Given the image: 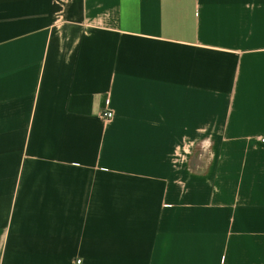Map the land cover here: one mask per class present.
I'll use <instances>...</instances> for the list:
<instances>
[{"label": "crops", "instance_id": "1", "mask_svg": "<svg viewBox=\"0 0 264 264\" xmlns=\"http://www.w3.org/2000/svg\"><path fill=\"white\" fill-rule=\"evenodd\" d=\"M262 140L264 0H0V264H264Z\"/></svg>", "mask_w": 264, "mask_h": 264}, {"label": "built area", "instance_id": "2", "mask_svg": "<svg viewBox=\"0 0 264 264\" xmlns=\"http://www.w3.org/2000/svg\"><path fill=\"white\" fill-rule=\"evenodd\" d=\"M103 117H104L105 119H111V118L113 117V115H112V113L107 112V113H104V114H103ZM261 142L264 143V140H262ZM77 263H78V264H81V261L79 260V261H77Z\"/></svg>", "mask_w": 264, "mask_h": 264}]
</instances>
